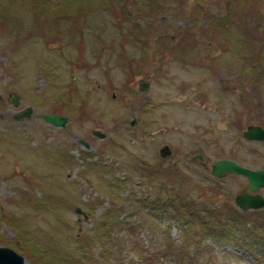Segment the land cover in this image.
I'll use <instances>...</instances> for the list:
<instances>
[{
  "label": "rangeland",
  "instance_id": "obj_1",
  "mask_svg": "<svg viewBox=\"0 0 264 264\" xmlns=\"http://www.w3.org/2000/svg\"><path fill=\"white\" fill-rule=\"evenodd\" d=\"M53 1L64 3L57 27L52 0H0V247L25 264H41L38 252L74 253L68 264H264L263 244L214 240L201 223L205 210L240 212L248 184L215 179L213 163L264 171V141L242 136L264 128V0ZM62 105L63 128L41 118ZM189 204L190 227L172 212Z\"/></svg>",
  "mask_w": 264,
  "mask_h": 264
},
{
  "label": "trees",
  "instance_id": "obj_2",
  "mask_svg": "<svg viewBox=\"0 0 264 264\" xmlns=\"http://www.w3.org/2000/svg\"><path fill=\"white\" fill-rule=\"evenodd\" d=\"M234 1H241V0H234ZM52 2H51L52 4L50 3V6L48 7L47 12H49V17H50L51 23L53 24L54 27H57L56 23L58 21L59 15L61 14L60 12L62 10V5L64 3H60V4L58 3L57 4L53 0H52ZM229 2H230V0H228L227 3L229 4ZM123 7L121 8V13L124 15H128L126 9H124ZM36 10L37 11H43V10H45V8L43 5L41 6L40 2H37L36 3ZM36 10H35V13L37 12ZM230 11H232V4L229 7V12ZM218 20H220V18ZM4 22H5V20H4ZM3 25H4V23L0 24V30L3 29ZM208 31H209L208 37H209V39H212L214 37L213 36V28L209 27ZM50 42L51 41H49L48 44ZM254 68L256 69L257 67H255V65H252L250 68L251 73L254 72V70H255ZM258 75H259V73L256 74V76H258ZM68 100H69V103H71L73 101V100H71V97ZM63 107H64V105L55 107V109H53V113L63 116L62 115L63 114V111H62ZM82 107H83V104H82L81 108ZM54 201H56V200H54ZM55 205H56V203H53V202L51 203L52 211L56 210L54 207ZM190 206H191L190 204L187 205V208L189 210H186V211H184L185 209L182 210L179 207H174V206L173 207L175 210L172 209L173 216H175L178 219V222H181L182 225L186 224L189 227H190L191 223H187V221H188L189 215L191 214ZM221 214H223V213H221ZM208 215H210V214H208ZM211 215L212 216H211L210 220H208V219L202 220L203 221V224H202L203 232L202 233L210 234L214 240H216V239L224 240L228 236L229 237L234 236L240 240L241 244H243L242 242H244L246 244H247V242H251L253 245H261V246L264 245V232H262L260 230L259 225L255 224V223H253V224L246 223L249 221L248 220L249 218H247L248 215H246L247 216L246 217L244 214H238L235 216V219L233 222H230L228 219L227 220L218 219L219 217H221L220 214L215 215V213H211ZM214 217H217L216 222H214V220H213ZM102 225L104 226L105 232H108L109 238H107V239L110 241L111 240H117V239H115V237H117L116 233H119V231L116 232L118 229L117 225L115 223H111V224L110 223H103ZM81 237H82V241L87 242V244L90 243L89 240H91V239H88V238L83 237V236H81ZM98 239H100V238H98ZM77 240H78L77 246H78V248H80V250H82L81 241L79 238ZM86 246L88 248V245H86ZM74 255H75L74 253H73V255H72V253H70L68 255V257L64 255V259H62V257H61V259H59V257H55V256L54 257H46V256L40 254L39 252L37 254L39 259L41 260V264H68L69 259L73 260V258L74 259L77 258V256L76 255L74 256Z\"/></svg>",
  "mask_w": 264,
  "mask_h": 264
},
{
  "label": "water",
  "instance_id": "obj_3",
  "mask_svg": "<svg viewBox=\"0 0 264 264\" xmlns=\"http://www.w3.org/2000/svg\"><path fill=\"white\" fill-rule=\"evenodd\" d=\"M148 83H142L139 87V91L144 92L148 89ZM8 103L15 108L20 105V97L16 93H12L8 96ZM32 113V108H27L23 113L17 115L15 120L27 118ZM41 118L49 125L54 127L63 128L68 119L63 116L55 115L52 113H46ZM132 126L135 124V120L130 123ZM92 135L101 139L104 134L98 130H92ZM243 136L248 140L264 141V130L260 126L250 125L243 132ZM159 154L161 157H167L171 155V151L167 146L160 149ZM211 174L216 178H222L227 174L241 175L248 179L250 192H256L260 188H264V171L250 170L235 164L232 161L221 160L216 162L212 166ZM235 204L243 211L249 209H260L264 207V199L258 195L251 196L247 191H243L235 197ZM76 213L83 214L80 209H76ZM85 216V215H84ZM0 264H25V260L16 252L9 248L0 247Z\"/></svg>",
  "mask_w": 264,
  "mask_h": 264
},
{
  "label": "flooded vegetation",
  "instance_id": "obj_4",
  "mask_svg": "<svg viewBox=\"0 0 264 264\" xmlns=\"http://www.w3.org/2000/svg\"><path fill=\"white\" fill-rule=\"evenodd\" d=\"M197 158H201V160L200 159H197ZM195 161H199L200 163L203 161V158L202 157H199L198 155L197 156H195ZM227 176V175H226ZM225 176V177H226ZM259 194V193H258ZM252 195H254V194H252Z\"/></svg>",
  "mask_w": 264,
  "mask_h": 264
}]
</instances>
